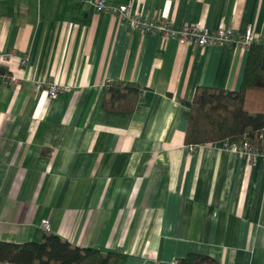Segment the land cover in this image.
<instances>
[{
  "label": "crops",
  "instance_id": "crops-1",
  "mask_svg": "<svg viewBox=\"0 0 264 264\" xmlns=\"http://www.w3.org/2000/svg\"><path fill=\"white\" fill-rule=\"evenodd\" d=\"M108 2L264 40V0ZM0 53L19 79H0V242L41 243L48 220L74 246L126 256L116 264H264V158L185 144L184 103L240 90L249 49L164 42L81 0H0ZM115 80L145 89L134 112L103 108ZM54 83L67 90L51 97Z\"/></svg>",
  "mask_w": 264,
  "mask_h": 264
},
{
  "label": "trees",
  "instance_id": "trees-1",
  "mask_svg": "<svg viewBox=\"0 0 264 264\" xmlns=\"http://www.w3.org/2000/svg\"><path fill=\"white\" fill-rule=\"evenodd\" d=\"M248 61L241 89L229 91L200 88L190 103L185 144L203 146L230 139L246 142L259 150L264 147V43L249 48ZM0 74L7 71L0 67ZM144 88L136 83L108 81L104 88L103 108L110 112L135 111ZM0 250L17 257V264H116L126 258L117 252L103 253L83 249L58 235L47 232L41 243L13 244L0 242ZM0 264H5L0 259ZM176 264H221L208 256L188 254Z\"/></svg>",
  "mask_w": 264,
  "mask_h": 264
},
{
  "label": "built area",
  "instance_id": "built-area-1",
  "mask_svg": "<svg viewBox=\"0 0 264 264\" xmlns=\"http://www.w3.org/2000/svg\"><path fill=\"white\" fill-rule=\"evenodd\" d=\"M82 2L91 5L98 14H107L117 17L121 22L125 23L130 29L146 34H158L162 41L168 42L177 40L179 44L195 47H245L249 48L253 44H262L264 40L256 36L251 30L244 35H237L232 29L222 24L216 31L209 32L200 24L186 25L180 30H176L172 23L164 20L142 19L137 15L131 6L128 5H111L108 0H81ZM14 53H0V67L8 66L13 62ZM7 79L14 84H19V79L10 77L7 74H0V79ZM67 89L54 83L47 87V91L51 97H56ZM264 139V138H263ZM224 149L238 155H242L250 162L255 163L260 158H264V147L259 150L255 146L246 142L244 144H236L230 139L218 143ZM41 228L46 231H51V223L44 220L41 223Z\"/></svg>",
  "mask_w": 264,
  "mask_h": 264
}]
</instances>
